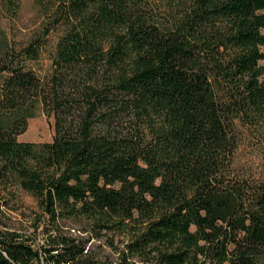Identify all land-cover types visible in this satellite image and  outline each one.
I'll use <instances>...</instances> for the list:
<instances>
[{
	"label": "trees",
	"instance_id": "1",
	"mask_svg": "<svg viewBox=\"0 0 264 264\" xmlns=\"http://www.w3.org/2000/svg\"><path fill=\"white\" fill-rule=\"evenodd\" d=\"M33 3L28 41L0 33V264H264L238 159L251 139L264 163V0ZM40 107L52 141H20ZM18 190L32 232L4 220Z\"/></svg>",
	"mask_w": 264,
	"mask_h": 264
},
{
	"label": "rangeland",
	"instance_id": "2",
	"mask_svg": "<svg viewBox=\"0 0 264 264\" xmlns=\"http://www.w3.org/2000/svg\"><path fill=\"white\" fill-rule=\"evenodd\" d=\"M39 21L33 0H21V9L16 18L3 17L0 19V33L7 37L9 42L23 43L29 40ZM36 66L37 71L42 76L51 70L46 55L42 57L40 63ZM54 132V117L44 113L40 107L35 117L29 120L28 128L19 137V140L34 143L50 142L54 137ZM254 144L253 140L248 139L240 147L238 159L245 170H249L255 175H264V163L257 149L254 148ZM15 197L8 199L9 206L3 211L4 220L20 231L32 232L34 227L39 226V218H41L38 202L32 195L21 190L15 192ZM43 225V221L40 222L39 232L43 229ZM120 240H122L120 237H116V244H119ZM106 244L104 240L94 241V246H102L106 252L110 253L111 250Z\"/></svg>",
	"mask_w": 264,
	"mask_h": 264
}]
</instances>
